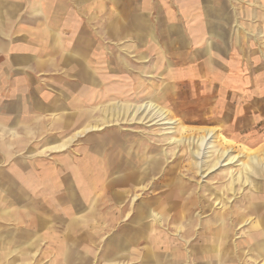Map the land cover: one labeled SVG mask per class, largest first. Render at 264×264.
<instances>
[{
    "label": "crops",
    "instance_id": "0c3cea01",
    "mask_svg": "<svg viewBox=\"0 0 264 264\" xmlns=\"http://www.w3.org/2000/svg\"><path fill=\"white\" fill-rule=\"evenodd\" d=\"M135 96L143 102H128ZM153 98L205 108L227 133L256 143L264 131V0H0V264H103V240L119 257L137 242L132 231L146 243L143 264H154L153 254L156 264H189L188 251L163 247L148 214L134 217L129 207L156 162L148 134H121L120 151L139 145L143 153L130 148L103 172L113 178L102 184L116 215L110 239L86 186L97 182L82 177L95 157L60 154L74 138L113 127L104 125L110 107L152 102L169 112ZM92 109L102 116L87 125Z\"/></svg>",
    "mask_w": 264,
    "mask_h": 264
},
{
    "label": "rangeland",
    "instance_id": "374dc122",
    "mask_svg": "<svg viewBox=\"0 0 264 264\" xmlns=\"http://www.w3.org/2000/svg\"><path fill=\"white\" fill-rule=\"evenodd\" d=\"M152 100L169 109V118L176 121L174 127L125 121L122 128L114 126L102 132H88L84 137H70L74 138L73 142L60 153L70 159L95 157L94 168L87 171L84 169L82 177L87 178V182H97L96 186H86L95 190L96 225L101 224L103 238L110 239L116 235V215L106 207L109 202L104 205L102 186L103 182L112 178H105L103 172L112 170L118 155L125 157L132 148L126 146L123 151L119 150L117 140L121 134L126 137L145 132L151 143L149 151L154 152L150 155L156 158V162L149 170L148 184L136 188L134 200L129 201V207L132 205L134 209V217L141 209L145 211L148 214L147 224L153 227L151 230L154 237L157 236L155 239L164 244L166 249L180 252L179 256L188 251L191 257L189 264H264V171L255 170L249 175L243 172L244 165H251L252 156L264 162V131L256 143H250L227 133L223 123L213 121V116L205 108L174 107L159 103L158 98ZM128 102L141 103L143 100L136 97ZM101 116L99 110L88 111L87 125L96 123ZM206 130H214L215 136L213 150L205 156V163L201 165L198 157L192 153V148L195 150L192 141L203 136ZM112 132L115 138L111 136ZM173 139H183V143L178 144ZM100 145H103L102 150ZM140 148L133 147L131 154L143 153ZM216 150H229L230 156H235L236 160L229 165L222 163V167L209 173V167L218 155ZM109 166L111 169H108ZM81 187L84 189L85 185ZM71 191L81 193L78 186H71ZM80 207L89 211L91 205L85 201L81 202ZM131 233L137 242H132L129 249L119 257L112 245L107 246L103 240V264H106L107 257L116 260L114 264H143L146 243L135 236L133 231ZM211 247L212 250L209 249ZM224 249L226 255L221 260L219 253ZM201 257L204 260L202 263L198 260ZM179 259L178 264L187 262L185 258Z\"/></svg>",
    "mask_w": 264,
    "mask_h": 264
},
{
    "label": "bare ground",
    "instance_id": "6f19581e",
    "mask_svg": "<svg viewBox=\"0 0 264 264\" xmlns=\"http://www.w3.org/2000/svg\"><path fill=\"white\" fill-rule=\"evenodd\" d=\"M124 102V101H123ZM126 103V102H125ZM138 105V104H137ZM105 114L107 115L106 118V123L104 124L105 126H113L114 125H122L123 122H128V121H135L139 122L140 124H145V123H151L152 125H170V127H174L176 124L175 119H170L169 118V113L162 107L154 104V103H145L139 106H130V107H124L121 105H116L113 107H110ZM178 123V121H177ZM103 126V125H102ZM104 126V127H105ZM146 126V125H145ZM169 127V128H170ZM99 128V126H93L91 129ZM171 129V128H170ZM90 130V129H89ZM84 131V130H83ZM86 132H88L85 129ZM91 131V130H90ZM139 134V133H138ZM140 135V134H139ZM133 136V135H132ZM142 136V135H141ZM155 136V135H154ZM165 136V135H164ZM214 130H206V133L203 136H200L197 140H193V144H195V150L192 148V153L193 155L198 157V160L201 165L205 163V156L210 154V150H213V142H214ZM123 137V135H122ZM131 137V136H130ZM136 137V136H135ZM139 137V136H138ZM143 138V137H142ZM130 139V138H129ZM144 139V138H143ZM189 139V138H188ZM73 140V139H72ZM71 140V141H72ZM121 141V140H120ZM138 141V140H137ZM174 142L176 143H183V139H173ZM126 142V140H125ZM143 143V142H142ZM169 143V142H168ZM118 144V143H117ZM129 144V143H127ZM148 145V144H147ZM170 145V144H169ZM139 146V145H138ZM192 146V144L190 145ZM66 146H56L51 149L53 150H60L64 149ZM123 147V146H122ZM150 147V145H149ZM148 147V148H149ZM190 148V147H189ZM49 150V149H48ZM146 150V149H145ZM158 151V150H157ZM207 151V152H206ZM7 152V151H6ZM191 152V151H190ZM152 153V152H151ZM157 153V152H156ZM216 153L218 155L216 156V159L214 162L210 165L209 167V173L214 172L217 170L219 167H222V163L225 165H229L233 163L236 160L235 156H230L229 150H223V151H218L216 150ZM135 156V155H134ZM122 158V157H121ZM140 159V158H139ZM179 159V158H178ZM141 160V159H140ZM144 160V159H143ZM148 160V159H147ZM134 161H136L134 159ZM251 165H244L243 166V172L247 175L254 173L255 170H259V172L264 171V162L261 161L257 156H252L250 157ZM143 162V161H142ZM124 163V162H123ZM125 164V163H124ZM142 164V163H141ZM140 164V165H141ZM123 167V166H122ZM119 169V168H118ZM117 169V170H118ZM122 169V168H121ZM203 170V167L201 168ZM116 171V170H115ZM178 171V170H177ZM196 171V170H195ZM36 172V171H35ZM118 173V172H116ZM165 173V172H164ZM205 173V172H204ZM203 173V174H204ZM8 174V172H7ZM81 174V173H80ZM105 174V173H104ZM114 174V173H112ZM129 174V173H128ZM176 174V173H175ZM160 175V174H159ZM177 175V174H176ZM172 176V175H171ZM115 177V176H114ZM160 177V176H159ZM173 178V176H172ZM113 179V178H112ZM171 179V178H170ZM181 179V178H180ZM74 180V179H73ZM185 181V180H184ZM186 182V181H185ZM55 184V183H54ZM162 184V183H161ZM164 184V183H163ZM173 185V183H171ZM80 187V186H78ZM156 187V186H154ZM163 188V186L161 187ZM154 189V188H153ZM175 190V189H174ZM121 193V192H120ZM162 194V193H161ZM164 195V194H163ZM250 195V194H249ZM114 196V195H113ZM117 196V195H116ZM145 196V195H144ZM90 197V196H89ZM157 198V197H156ZM252 198V197H251ZM144 199V198H143ZM252 200V199H251ZM140 201V200H139ZM148 201V200H147ZM123 203V202H122ZM251 203V202H250ZM92 204V203H91ZM120 204V203H119ZM141 204V202H140ZM165 204V203H164ZM151 205V204H150ZM92 206V205H91ZM143 206V205H142ZM139 208V205L137 206ZM141 207V206H140ZM161 207V206H160ZM255 207V206H254ZM127 208V207H126ZM248 208V207H247ZM257 208V207H256ZM154 209V207H153ZM164 209V208H163ZM127 210V209H126ZM142 210V209H141ZM249 210V209H248ZM261 209H259L260 211ZM162 211V210H161ZM138 213V212H137ZM228 214V212H227ZM140 215V214H139ZM138 215V216H139ZM167 215V214H165ZM176 215V214H175ZM63 216V215H62ZM161 216V215H160ZM175 217V216H174ZM138 218V217H137ZM134 219V218H133ZM162 219V218H161ZM139 220V219H138ZM234 220V219H233ZM222 221V220H221ZM176 222V220H175ZM233 223V222H232ZM209 226V225H208ZM224 229V228H223ZM152 232V231H151ZM156 233V232H155ZM253 235V234H252ZM252 239V238H251ZM255 241V240H254ZM165 242V241H164ZM149 243V242H148ZM147 243V244H148ZM192 243V242H191ZM237 245V244H236ZM182 248V247H181ZM209 249H213L212 247ZM223 249V248H222ZM152 251V249H151ZM182 251V250H181ZM147 252V251H146ZM225 249L222 251V253H219L221 260L225 258ZM153 254V253H151ZM169 254V253H168ZM250 256V255H249ZM150 257V255H149ZM205 257V256H204ZM152 259H155L153 262L156 264L157 257L156 254H153ZM176 259V258H174ZM205 259V258H204ZM173 260V259H172ZM204 261V260H203ZM218 262V261H217ZM176 264V263H175ZM192 264V262H191ZM194 264V263H193Z\"/></svg>",
    "mask_w": 264,
    "mask_h": 264
}]
</instances>
